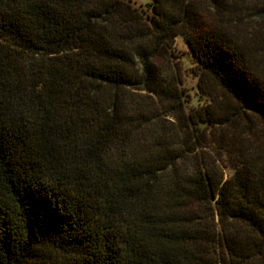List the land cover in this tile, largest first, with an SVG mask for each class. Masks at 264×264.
I'll list each match as a JSON object with an SVG mask.
<instances>
[{
  "label": "trees",
  "instance_id": "trees-1",
  "mask_svg": "<svg viewBox=\"0 0 264 264\" xmlns=\"http://www.w3.org/2000/svg\"><path fill=\"white\" fill-rule=\"evenodd\" d=\"M256 7L0 0V264H264Z\"/></svg>",
  "mask_w": 264,
  "mask_h": 264
},
{
  "label": "rangeland",
  "instance_id": "rangeland-1",
  "mask_svg": "<svg viewBox=\"0 0 264 264\" xmlns=\"http://www.w3.org/2000/svg\"><path fill=\"white\" fill-rule=\"evenodd\" d=\"M136 7L142 6L146 8L148 4L152 2V0H130ZM257 3V7L255 11H252L254 14L261 15L264 18V0H255ZM262 10V11H261ZM172 52L176 56V63L181 70H183L184 76V88L189 92V97L186 98V102L192 104L193 101L191 99L192 94L194 93L195 85H196V76L194 63L192 59L189 57V53L187 50V46L182 37H177L174 41ZM225 173L228 174V170L225 169Z\"/></svg>",
  "mask_w": 264,
  "mask_h": 264
}]
</instances>
